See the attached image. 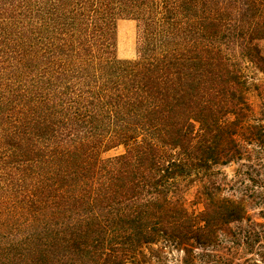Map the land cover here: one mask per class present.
<instances>
[{
    "label": "trees",
    "instance_id": "16d2710c",
    "mask_svg": "<svg viewBox=\"0 0 264 264\" xmlns=\"http://www.w3.org/2000/svg\"><path fill=\"white\" fill-rule=\"evenodd\" d=\"M261 41L264 0H0V264L211 257L257 195Z\"/></svg>",
    "mask_w": 264,
    "mask_h": 264
},
{
    "label": "rangeland",
    "instance_id": "374dc122",
    "mask_svg": "<svg viewBox=\"0 0 264 264\" xmlns=\"http://www.w3.org/2000/svg\"><path fill=\"white\" fill-rule=\"evenodd\" d=\"M264 54V41L260 42ZM137 48V24L132 20H121L118 23V57L121 59H133ZM255 106H258L256 96L252 97ZM121 151H112L107 156H112ZM260 160L247 162V166L253 171L250 180L238 182V187H254L256 197L249 198V218L243 222L231 225V230L224 235L221 244L217 245L211 257L204 256L194 260H186L181 251L168 250L167 254L160 259L157 251L153 253L155 264H264V155ZM259 161V162H258ZM238 165L219 168L222 173L219 179L225 178L228 185L221 186L223 195H231L234 190L231 186L237 181L234 172ZM248 167H244L246 171ZM192 188L185 196L189 210L195 214L202 211V205H194V193ZM157 247H154L156 250ZM210 253V251H208Z\"/></svg>",
    "mask_w": 264,
    "mask_h": 264
}]
</instances>
